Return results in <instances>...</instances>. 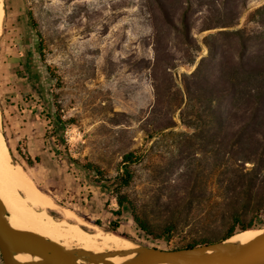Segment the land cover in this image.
I'll return each mask as SVG.
<instances>
[{
	"label": "rangeland",
	"instance_id": "obj_1",
	"mask_svg": "<svg viewBox=\"0 0 264 264\" xmlns=\"http://www.w3.org/2000/svg\"><path fill=\"white\" fill-rule=\"evenodd\" d=\"M4 2L2 141H9L12 162L61 208L91 224L99 220L103 230L110 227L111 210L118 209L112 183L94 184L67 158L94 162L113 179L129 151L141 160L125 191L157 232L176 225L171 238L156 241L125 209L119 232L141 248L170 250L217 239L233 213L249 220L263 207L264 107L261 121L246 128L240 106L227 100L223 111L231 119L219 125L207 89L229 88L231 78L240 84L236 91L247 89L242 65L264 60V0ZM29 11L43 38L45 61ZM19 42L32 60L9 65L6 58ZM22 99L37 108L28 115L35 124L26 131L20 130ZM55 101L66 125L48 117ZM28 156L41 161L30 166ZM49 213L61 218L58 211ZM254 230L264 225L258 222Z\"/></svg>",
	"mask_w": 264,
	"mask_h": 264
},
{
	"label": "trees",
	"instance_id": "obj_2",
	"mask_svg": "<svg viewBox=\"0 0 264 264\" xmlns=\"http://www.w3.org/2000/svg\"><path fill=\"white\" fill-rule=\"evenodd\" d=\"M28 17L30 20V25L39 39V50H40L39 56L42 58V61H45L44 60L45 54L43 53L45 47L43 46L42 35L38 30L37 21L31 11L28 12ZM42 65L43 64L41 63L40 67ZM241 69L247 81L244 84V86L247 89H245V91L243 92L236 91V88L240 86V84L239 83L237 84L234 81L232 82L231 81L232 78L229 83L230 89L214 84L208 85V89H207L208 90L207 93L209 94L208 101L210 102L211 105H215L216 109L214 111V115L219 125H222L231 119L230 116H228L227 114L225 115V112L223 111V105L227 102V100L230 99H234L236 101V104L240 106L241 109L238 108L237 111L238 114H241V116H238V118L243 119V121L245 122L244 127L247 128L250 124L259 123L261 121L260 113L264 107V60L261 61L260 63L250 65L249 67H245L244 65H242ZM47 70H49V67H47ZM199 70L200 69H198V71ZM224 82L226 83V79H224ZM199 88L201 89L199 93H201L204 89V84L201 83L199 85ZM203 95L205 94L204 93L199 94L200 101L203 100ZM24 100L27 101L28 96H25ZM39 101L40 99L37 98L36 102L39 103ZM30 111L33 114H35L37 112V108L36 107L30 108ZM59 111H60V105L57 103V101H55L53 103V107L50 108V112H48V117L50 118L54 117L55 121L60 126L66 125V122L62 119V115L60 114ZM69 121H73V120H69ZM5 139L9 147L10 153H12V149L9 145V141L7 138ZM67 160L72 167H75L78 170L84 171L85 173L91 175L92 176L91 181L94 184L103 185L105 183L108 184L112 183V192L110 196L116 201L118 205V209L111 210V214L113 217L112 221L110 222L111 226L105 228V231L114 232L122 235L123 237H126L119 232V228L121 226V218L123 217L124 210L128 209L138 229L147 237H151L156 241H162L165 237L167 238L172 237V232L176 228L175 224L173 223L167 224L164 226L163 230L160 233L157 232V230L154 229V227L145 218V216L141 214L136 201L131 197L130 194H128L125 191V189L130 187L134 182V179L136 177L135 165L139 163L141 160V157L137 155L135 151H129L123 155L122 162L120 163V166L117 169V175L113 179L108 178L107 172L101 166H99L94 162L91 161L83 162L79 159L69 156ZM40 161L41 158L38 156H36L34 159H32L30 156L26 157V163L30 166H33L35 163H39ZM53 215L56 216L55 214ZM243 216L244 213L241 211H237L233 213L232 221L229 224L228 228L226 229L224 234L217 239L210 240L207 238H202L198 240H193L190 244L186 246H182L170 250H179L185 248H193L200 245L220 243L229 238H232L234 235H236L239 232L254 230L257 228L258 222L264 225V205L262 208H259L256 214L253 215L252 218H250L249 220H244ZM255 221H257L256 222L257 224H254ZM93 224L99 227H103L102 223L99 220L94 221ZM132 241L134 242V240Z\"/></svg>",
	"mask_w": 264,
	"mask_h": 264
},
{
	"label": "bare ground",
	"instance_id": "obj_3",
	"mask_svg": "<svg viewBox=\"0 0 264 264\" xmlns=\"http://www.w3.org/2000/svg\"><path fill=\"white\" fill-rule=\"evenodd\" d=\"M4 3V0H0V38L4 33L3 23L6 16ZM0 200L6 211L5 221L16 232L35 233L66 248L77 247L92 253L114 251L130 253L125 257L110 258L113 264H123L134 257L136 255L134 251L139 248L132 240L105 231L86 222L72 210L61 208L50 194L40 190L28 172L21 165L12 162L9 147L2 141L1 123ZM50 210L60 212L61 218L52 216ZM263 232L264 230L239 232L230 238L229 242L239 243L242 247ZM14 259L18 262L32 260L28 254H18Z\"/></svg>",
	"mask_w": 264,
	"mask_h": 264
},
{
	"label": "water",
	"instance_id": "obj_4",
	"mask_svg": "<svg viewBox=\"0 0 264 264\" xmlns=\"http://www.w3.org/2000/svg\"><path fill=\"white\" fill-rule=\"evenodd\" d=\"M6 211L0 200V254L4 264H113L109 259L125 257L122 251L92 253L59 243L30 232H16L5 221ZM230 239V238H229ZM229 239L193 248L167 250L139 247L136 255L123 264H264V232L245 246ZM28 254L32 260L18 262L14 257Z\"/></svg>",
	"mask_w": 264,
	"mask_h": 264
},
{
	"label": "crops",
	"instance_id": "obj_5",
	"mask_svg": "<svg viewBox=\"0 0 264 264\" xmlns=\"http://www.w3.org/2000/svg\"><path fill=\"white\" fill-rule=\"evenodd\" d=\"M27 46L24 42H19L16 44V47L14 48L12 53H9L6 60L9 65L17 66V65H23L25 62V59L28 61L32 60L31 50H27ZM40 63V62H39ZM39 66V65H37ZM19 102L22 104V106H18V113L21 121L20 130H27L29 128V124H35V122H31L28 117L31 115L30 108H33V106H30L27 102H25L23 99L19 100ZM25 102V103H24ZM23 110H22V109ZM22 110V111H21ZM29 115V116H28ZM32 128V127H30Z\"/></svg>",
	"mask_w": 264,
	"mask_h": 264
}]
</instances>
